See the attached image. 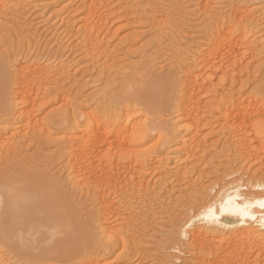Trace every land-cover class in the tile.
I'll return each mask as SVG.
<instances>
[{"label":"rangeland","instance_id":"1","mask_svg":"<svg viewBox=\"0 0 264 264\" xmlns=\"http://www.w3.org/2000/svg\"><path fill=\"white\" fill-rule=\"evenodd\" d=\"M6 1H9V5L13 4L16 6V11L12 13L0 11V55L3 54L4 57H2L4 62L9 63L11 61V63L13 62L15 64L16 62L20 64L22 60L25 61L28 59L31 61L34 57L33 59H36L38 63L41 64L44 61H48V63L52 62L55 65L57 62V65L63 64V66H69L68 72L65 67L67 73L65 72V75H63L64 77L61 76L59 80H57V77L52 76V78L44 82L43 85H36L38 94L37 103L33 105L26 104L25 109L27 110L29 108L33 110V112L30 111V113L33 114L31 116V124H34L36 121L38 122L34 125L35 129L30 131L29 137L22 139L24 133L22 134V131L20 130V132L18 127L20 126L21 128L25 125L26 121L23 119L24 121H22V124L23 122L24 124H18V129L16 128L21 134L19 133V136L15 135L12 142H14L15 139L16 142H14L15 144L12 143L13 147L17 146L20 148L19 150H21L26 157L21 163L25 166L29 174L38 176V178L47 176L56 181H61L62 184H59L64 185L65 191L73 194L75 203L77 201V206L80 207L83 204H89L87 208L90 210H93V208L96 209L99 204L96 202L94 203L91 199H87L88 202H86L85 199L88 194L83 190L84 185L80 187H71L72 184L69 186L70 182L66 181L69 178L67 176L69 173L65 171V154H67L65 153V148L67 149L69 146L67 144L68 138L72 137L71 139L73 140L74 133H72L73 135L71 133L67 135L63 128L65 125L61 124L63 119L60 123L57 122V119L63 117L66 119L67 125H70L71 122L77 118H79L78 120L86 118L88 112H90V107L95 108L96 111L99 110L96 104V106L92 105L94 98L92 102L90 100L89 103L86 97L96 94L99 96L100 94V96L106 98L109 94L105 95V92L110 88H113V94L118 93L125 85H138L141 75L149 77L151 74L157 72L161 73L170 69L175 70L174 67L180 68V61H182L184 58L183 56L186 54L184 51H187L189 48L187 45H190V47L194 46L195 48L197 43L201 42L199 39L197 40V38H195L197 36L196 34H198L195 31L203 22V19L205 20L206 15L210 18V21L215 19L213 17L217 16L219 18L221 15V17L224 15L227 21L230 19L229 22H236L244 15L243 12H245V17L249 18V21H252L248 30V32L250 31L248 39L250 38L249 41L252 42L250 43L248 41L249 43L247 42V46H245L246 43H243L245 44L243 46L239 41L237 42L235 39H232L231 41H227L232 44L228 43L230 44L228 46V44L226 45V41H224L225 43H222L220 46L224 50L221 48V53L220 50H218L219 54L214 57L215 67H212L213 70L207 72L208 74L209 72H216L215 76L213 75L210 77L211 79L209 78L211 82L213 81L212 83L214 85H217L218 82L223 83H218V85L215 86L216 89L222 90L224 89L222 85H225L226 87L231 86V90L241 91L242 97L246 102L245 108L248 110L246 111V113L248 112V117H246L245 120H240L241 122L239 124L235 123L236 125H232V121L225 124L224 120H220L221 118L216 114L213 116L215 117L216 115V119L205 118L204 116L203 119H200L202 118L201 115L205 112L203 102L209 100L211 94L203 89L197 92V89L194 94L201 99V102L203 101V104L200 106L199 104L197 105V107L200 108L196 109L195 107L191 109L195 113L192 111L188 112H191L190 116L199 113L198 115H200V118L193 120L190 118H188V120L184 119L185 126L187 127V131L184 132V134H187L186 137L191 138L195 135V138L189 139L191 141L188 142V145L190 143V153L187 152V154L189 153L188 155L186 153L182 154V151L177 152V154L175 153L177 156L172 155L174 154L172 152L174 150L173 148H175L174 145L170 142L169 146H173H170L171 148L167 150L169 146L167 147V143L164 144V136L163 134L160 135L162 132L160 133L158 131L151 134V137L143 147L128 152L124 166L133 172L131 174L129 173V175L133 176V178L131 177L132 182H130L135 186L134 189L132 187L134 191L132 193H135V195L132 196L134 197L133 200L131 198L127 203V207L124 208L126 210L122 208L126 213L129 210L127 214L122 211L120 212L119 215H122V213L124 214L123 218L121 216V218H119L117 213L113 214L115 216L117 215V217H113V215H110L111 219L108 217V221H111V224H114V226H117V229H119L115 235L114 245L112 244L113 246L107 248L103 254L91 251V253L89 252L91 255L88 253L86 258L82 261L79 255V258L77 255L74 256L73 251L72 256H64L60 258V260L52 261L49 264H264V244L262 243L264 240H259L260 237L258 239L260 242L257 244V240L256 242H252V240L245 239V242L237 243V246L231 251L227 250L228 252H223L224 247L221 249L218 248L216 251L212 252V254L215 252L213 255H206L205 258L202 259L201 248H194L191 245L185 244L183 239H180L177 234L175 235L171 231V225L175 221L173 215L180 217V215L183 214L182 211L188 207L187 203L189 205L195 204L196 202L198 203L201 199L199 197L203 195L202 192L206 188L211 187L212 184L213 187L216 185L212 190V192H215V190L218 189L221 176L223 177L222 174H224L226 179L233 178L232 176H242L244 179L250 178L251 175L260 179L264 177V0H196V2H194L195 0H155L157 3L156 8H159L156 12L159 15H157L156 12L154 15L149 11L150 6L146 3L147 0H133L132 2L129 0V3L125 0V3L120 5L121 7L118 5L117 0L100 1L101 4L98 1H94L97 3L95 4L96 9L98 7L99 10H97V17L99 16L98 13H101V25L104 23L103 26L100 27L101 29L99 28L100 31L95 32V36L97 33L96 38L102 41L104 45V48L103 45L101 46L104 49H102V51H107V53H102L101 51V54H99L100 52H97L98 56L95 57L96 59L92 56L93 61L91 60L92 57H89L87 53H85L87 54L86 56L83 55L79 49L77 42H80V38L77 40L76 35L66 27L72 24V20L73 22L75 20L73 23L75 24L78 21L77 19L81 17H79V13L76 12V7L79 4L78 0H33L34 3L37 2L36 5H34L33 2V5H31L32 0H30V3L29 0ZM21 1H25V3L22 2L23 5L21 3L20 6L19 3ZM28 3L29 5H25ZM233 3L235 4L234 7L231 6ZM146 4L149 7H147ZM203 4L208 7H206L205 10L207 14L203 11L204 15L201 10ZM102 5L104 7H102ZM238 5H242L240 7L242 9L236 12L234 9H236ZM142 6L146 7L143 8ZM17 7L21 8L18 10ZM140 7L145 10L144 13V10L139 12ZM210 13L213 14L210 15ZM67 14H69L71 18H69ZM182 14L189 18L183 17V19L186 20L182 19L181 21L180 18L182 17L180 15ZM201 14L205 17H202ZM232 14L237 15V17ZM240 14L242 15L240 16ZM248 14L249 16H247ZM157 16L160 17L159 20L161 19L160 22L162 24L166 23L165 26L162 25L159 30H156L158 32L162 30V32L159 33L153 30V26L151 27L153 18H158ZM228 16H230L229 19H227ZM234 17L236 19H234ZM64 18L70 19V22L66 19L69 22L67 24ZM254 40H256V42H254ZM258 41H261V46ZM19 47H21L23 51ZM57 48L58 50H56ZM231 48L233 50H231ZM14 50L16 51L14 52ZM15 53L16 56L12 57L11 54L15 55ZM95 53H93V55H96ZM224 53L228 55L225 56ZM23 54L24 57L22 58L21 56H23ZM5 55L8 56L6 57ZM5 57L6 60L9 59V61H6ZM30 57L32 58L30 59ZM239 57L242 58L239 59ZM176 58H178L179 61ZM28 60L26 62L27 64L30 63ZM94 60L97 61L94 62ZM233 63H235V65ZM178 64H180V66H178ZM241 67L243 68L242 71ZM66 74L68 77H66ZM74 79L75 82L80 80L78 84L82 83L81 93H79L78 86H76L77 83L75 84ZM55 88H61L66 93L62 92V94L60 92L61 94L58 95L59 97L55 98L53 94V89ZM228 89H230V87H228ZM64 94L67 96L66 98H68V100H63V97L66 99ZM62 109H65V112ZM60 111H62L61 115L63 116L59 115ZM134 115V121L138 122L141 116L136 113ZM175 115L176 113L173 112L170 116L166 115V118L163 117L165 119L164 122L166 121V125H169L170 122L172 123L170 120L176 118L177 116ZM160 120H163L162 117ZM210 121L211 123L212 121L215 122V124L212 123V125ZM169 128L168 126V129ZM167 135L169 136L166 138L171 140V133L167 132ZM61 143H63V145ZM12 144H10V146H12ZM185 154L188 157L191 155L189 157L190 160H187L188 157H186ZM1 155L0 150V158ZM167 157H169L168 161L166 160ZM158 160L159 162L161 161L159 165ZM175 160H179V162L177 161L178 163H174L173 161ZM17 162L16 160L6 163L0 162V171L4 172ZM166 162L170 169L167 168L168 165L165 167ZM180 167L181 169L185 167L187 170L190 168L189 171H187L189 178L188 175L187 177L186 175L183 177L184 175H182V172V176L179 177L180 174H177V168ZM229 168L232 169L229 170ZM231 170V173L234 171L235 174H230V176L226 175L230 173ZM11 171H14V169H11ZM11 171L6 170L7 176ZM15 173L16 171L13 172V176ZM166 175L167 177L170 176L165 178ZM15 177L10 178V180H13ZM179 179L183 181L180 183ZM176 180L179 182H176ZM15 184L13 182V185ZM159 184L160 186H158ZM192 187H194V189ZM145 188L147 190H145ZM192 189L194 190L192 194L196 191V194L194 193L195 195L193 196L191 194ZM111 196L114 198L112 197V199ZM111 196L110 198L112 201L115 202L117 200L116 203H123V199L120 198L121 196L118 195V193H112ZM191 196L195 197L193 200L196 199V202L192 200ZM198 198L199 200H197ZM79 210L80 208L78 209V218L82 221L85 219L86 215L82 213L83 211ZM130 210L132 211L130 212ZM221 234L222 233L219 235L220 237L218 236L219 240L222 239ZM218 238L216 240H218ZM218 241L217 243H219ZM224 244L225 243H223V245ZM5 247L2 249L5 251V255L8 256H5L0 264H19L20 261L18 258L15 257V259L13 254ZM221 250L222 253L218 254L217 252H221ZM98 254H100V256ZM217 255L219 256L217 257ZM215 256L217 258H215Z\"/></svg>","mask_w":264,"mask_h":264},{"label":"bare ground","instance_id":"2","mask_svg":"<svg viewBox=\"0 0 264 264\" xmlns=\"http://www.w3.org/2000/svg\"><path fill=\"white\" fill-rule=\"evenodd\" d=\"M78 1L79 4L76 7V12H78L79 17H81H78L77 24H73L75 20L74 22L72 20V24H69L66 27L76 35L77 40L80 38V42H77V45L83 55L86 56L88 54L89 57L93 56L95 58L98 56L97 52H100L99 54H101V51L104 48L102 41H99V39L96 38L97 33L95 36V32L100 31L99 28L102 27L104 23L101 25V13H98L99 16L97 17V12L99 10L98 7L96 9L95 4L97 3L94 1L103 2L105 0ZM117 1L119 6L125 3V0ZM132 1L133 0H131V2ZM156 1L147 0L146 2L150 6L149 11L154 15L157 9L159 10V8H156ZM8 2L6 0H0L1 12L12 13L16 11V6L13 4H10V6ZM22 2L25 3V1H21L19 3L20 6ZM32 2L33 0L31 1V5H33ZM194 2H196V0ZM29 3L25 5H29ZM36 3H34V5H36ZM127 3H129V0H127ZM149 6L147 5V7ZM231 6L234 7L235 4L233 3ZM238 6L234 9L236 12L237 10L242 9L240 8L242 5ZM102 7L104 6L102 5ZM142 7L144 8L146 6ZM142 7L139 8V12L144 10ZM206 7L207 6L203 4L201 8L203 15V11L206 10ZM17 8L19 10L21 7ZM160 10L162 11L161 8ZM144 12L145 10L143 13ZM205 12V14H207V11ZM243 13L244 15L236 22H229L230 16H228L227 19L229 20L227 21L226 17L224 18V15L223 17H221V15L219 18L217 16L213 17L215 19L211 17L213 21H210V18L206 15L207 19L205 18L202 23L200 22V26L197 27V30L195 31L198 34H196V37L194 36L201 42H198L195 48L194 46H192V48L190 45H187L189 48L188 50L186 49L187 51H184L186 52L185 56H183L184 58L182 59L181 57V66L178 64L180 68L174 67L175 70L170 69L161 73L157 72L150 76L148 75L149 77L141 75V78L139 77L140 80L138 81V85H125L118 93L113 94V88H110L105 92V95L109 94L106 98H103L100 94V97L97 96V94L92 95L93 97H86V100H89V103L90 100L92 102V99L94 98L92 105L96 104L97 106H95L99 110L96 111L95 108L90 107V112H88L86 118L80 120H78L79 118L75 120L73 119L74 121L72 120L73 122H71L70 125H67L66 119L63 117L57 119V122L59 123L63 119L61 124L65 125L63 128L67 135L68 133H74L73 140L71 139L72 137L68 138V140L65 139L69 145L67 149L64 147L66 150V152H64L67 153L65 154V171L70 175H67L69 178L66 181L70 182L69 186L72 184L71 187H80L84 185L83 190L88 194L86 195V202H88L87 199H91L94 203L96 202L99 204H96L97 207L94 205L96 209L93 208V210L87 208L89 204H83L86 202H83V205L80 207L77 206V201L75 203V197H73V194L65 191L64 185L59 184H62L61 181H56L47 176L38 178V176L29 174L26 171L25 166L21 163L26 157L22 151L19 150L20 148L17 146L13 147L12 144L16 142V139L12 142L15 135L19 136L21 131L22 134L24 133L22 139L28 138L30 131L35 129L34 125L38 122L36 121L34 124H31V116L33 114L30 113V111L33 112V110H30L28 107L27 110L25 109L26 104L33 105L37 103L38 94L36 85H43V83L49 81L52 76L57 77V80H59L61 76L64 77L63 75H65L66 68L68 72L69 66H63V64L57 65V62L55 65L52 62L48 63V61H44L41 64L38 63L36 59H33L34 57H30V59L32 58L31 61L27 59L30 61L28 64L26 63L27 60H22V63L20 62V64H17L15 62V64H17L15 65L13 62L11 63V61L9 63L4 62L3 54L0 55V150L2 154L0 162L6 163L9 161L12 162L13 160H16V162L18 161L6 169L10 171L11 169H14V171L10 172L11 176L10 174L8 175L10 177L7 176L6 170L4 172L0 171V262L6 256V253L3 250V247L5 246L13 254L14 258H18L20 261L19 264H49L52 261L60 260V258L64 256H72L73 251L74 256L77 255L78 258L80 256L81 261L85 259L91 251L103 254L107 248L114 245L115 235L119 230L117 229V226L111 224V221H108V217L111 219L110 215L117 213L119 218H123L124 214L122 213V215H119L120 212L122 211L126 213V211H124L126 209L124 208L127 207V203L131 198L133 200L134 197L132 196L135 195V193H132L134 192L133 189L135 186L131 184L133 176L129 175V173L131 174L133 172L124 166L129 151L138 150L143 147L151 137V134L158 131L160 133L162 132L160 135L163 134V142L164 144L167 143V147L170 142L174 145L175 148H173L174 150L172 149L174 154L172 155H176L177 152L180 151L183 152L182 154H187V152L190 153V143L188 145V142L191 141L189 139L193 137L195 138V135L191 138L186 137L187 134H184V132L187 131V127L185 126L184 119L188 120V118H190L193 120L200 118V115H198L199 113L190 116L191 112H188H194L191 110L192 108H200L197 107L198 104L200 106L204 103L203 105L205 107V112L201 115L202 118L200 119H203L204 117L211 119L215 118L216 115H219V118H221L220 120L223 119L225 124L232 121V125H236L241 122L240 120H245V118L248 117V112L246 113L248 110L245 108L246 102L242 97L241 91L231 90V86H228L230 87V89H228V87L222 85V82L218 83H222L220 85H222L224 89H216L215 86H217L218 83L217 85H214L212 83L213 81L211 82L210 80V77L213 75L215 76L216 72H209V74L207 72L213 70L212 67H215L214 57L219 54L218 50H220V53L222 52V47L220 46L222 43H225L224 41H226L227 45L228 43L231 44V42L227 41L235 39L237 42L239 41L240 44L246 43V45L243 44V46H247V42L250 39H248V34H250V31L248 32V30L252 21H249V18L245 17V12ZM183 14L180 15L182 17L180 18L181 21L183 17H188ZM211 14L213 13H210V15ZM242 14H240V16ZM67 15L69 17V14ZM157 15L159 14L157 13ZM232 15L234 16L235 14ZM237 15H235V17H237ZM247 16H249V14ZM157 17L158 18L154 17L153 23H151V27L153 26V30L156 33L158 32L156 30H159L162 25H166V23L162 24L160 22L161 19L159 20V18L162 17L161 15L160 17ZM235 17L234 19H236ZM66 19L65 22L68 24L70 19H68L69 22ZM159 32H162V30ZM249 42L251 43L252 41ZM254 42H256V40H254ZM230 44H228V46ZM102 45L103 48L101 47ZM19 48L22 49L21 47ZM58 48L56 50H58ZM16 50H14V52ZM231 50L233 49L231 48ZM103 52L104 51H102V53ZM93 53L96 55H93ZM104 53H107V51ZM224 54L225 56L228 55L226 53ZM11 55L12 57L16 56V53L15 55ZM5 56L7 57L8 55ZM21 57L23 58L24 54ZM93 57L91 59L92 61ZM242 57H239V59ZM7 60L9 61V59ZM96 61L94 60V62ZM233 64L235 65V63ZM242 70L243 68L241 67V71ZM66 77H68L67 74ZM77 81L79 82L80 80ZM78 82H75V84L77 83L76 86H78V91L81 93L82 83L78 84ZM197 89V92H199L200 89L207 91L211 94V98L205 102L202 101V103L201 99L194 94ZM53 91L55 98L59 97L58 95L62 92L66 93L61 88H55ZM66 97L67 96L65 95V98ZM63 100H68V98L64 99L63 97ZM63 111L65 112V109ZM61 112L62 111L59 112V115H61ZM173 112L176 113L175 116L177 117L172 118L170 120L172 123L170 122L169 125H166V121L164 122L165 119L163 117L166 115L170 116ZM135 113L141 116L139 117L140 119L138 122L134 121ZM214 114H216L215 117H213ZM161 117L163 120H160ZM23 119L26 122L25 125L22 126L23 128H20L18 124L21 125L22 121H24ZM212 123L215 124L213 121ZM168 126L170 127L169 129ZM16 128L21 131L19 132ZM167 132L171 133V140L166 138L169 136L167 135ZM63 143L61 144L63 145ZM10 144H12V146H10ZM170 146L167 150L172 147ZM168 158L169 157L165 159L168 161ZM177 161L179 162V160ZM177 161L175 160L173 162L176 163ZM160 162L158 160V165ZM166 165H168L167 162L165 167ZM185 167L184 169L186 170L181 169V167L177 168L178 170L175 169L177 170V174H180L179 177L182 175H184L183 177H185V175L187 177V171H189L190 168L187 170ZM167 168L170 169L169 165ZM230 169L232 168H229V170ZM15 171L16 173L13 176V172ZM231 172L232 170L228 174H226L227 171L224 173L228 176H230V174H235L234 171L233 173ZM167 175L165 178L170 176L167 177ZM222 175L223 177L221 176L220 182L218 183V189L215 190V192H212V190L216 185L213 187L212 184L209 188L205 187L206 189H203V192L201 191L203 195L199 191L202 196L200 195V200L199 198L197 199L199 200L198 203L196 202V199H194L196 203L194 202L195 204L190 205L187 203L188 207H185L186 209L182 211L183 214L180 215L178 213L180 217L173 215L175 221L172 220L174 222L171 225V231L175 235L177 234L180 239H183L185 244L191 245L194 248H201V252L203 253V255L201 253L202 259L205 258L206 255L208 256L209 254H212V252L216 251L218 248L221 249L224 247L223 252L227 250L231 251L237 246V243L243 242L245 239L252 240V242H256L257 240L256 244L260 242L258 241L259 237V240H264V207L261 206V202H264V177L260 179L251 175L248 179H244L242 176H232L233 178L226 179L224 174ZM12 177L15 178L10 180ZM179 180L180 183L183 181L181 179ZM177 181L178 180H176V182ZM13 182L14 184L16 182L18 185H13ZM158 186H160V184ZM146 188L145 190H147ZM192 188L194 189V187ZM193 189L191 190V194L192 191H194ZM195 192H193L192 196L196 194ZM112 193H118V195L121 196L120 198L123 199V205L121 202L116 203V199H114L116 200L115 202L112 201L114 198L111 196ZM110 196L113 198L111 199ZM193 198L195 197H192V200ZM129 206L131 207L130 204ZM129 206L128 208L130 209ZM79 208V211H83L82 213L86 215L85 219L82 221L78 218ZM131 211L132 210H130V212ZM117 215H113V217H117ZM220 233H222V239L219 240L218 236ZM217 238L219 241L216 240ZM217 241L219 243H217ZM222 242L225 244L223 245ZM262 243L264 244V241H262ZM9 251L7 252L10 253ZM217 253H222V250ZM100 254L98 255L100 256ZM218 256L219 255H217V257ZM217 257L215 256V258Z\"/></svg>","mask_w":264,"mask_h":264},{"label":"snow or ice","instance_id":"3","mask_svg":"<svg viewBox=\"0 0 264 264\" xmlns=\"http://www.w3.org/2000/svg\"><path fill=\"white\" fill-rule=\"evenodd\" d=\"M261 206L264 207V202H261Z\"/></svg>","mask_w":264,"mask_h":264}]
</instances>
